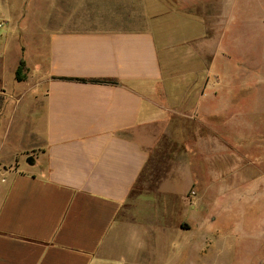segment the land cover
Listing matches in <instances>:
<instances>
[{
    "label": "crops",
    "instance_id": "1",
    "mask_svg": "<svg viewBox=\"0 0 264 264\" xmlns=\"http://www.w3.org/2000/svg\"><path fill=\"white\" fill-rule=\"evenodd\" d=\"M62 11L60 0H0V89L7 77L15 80L23 60L29 70L23 98L34 100L23 167L0 172V264H153L151 252L160 250L117 243L116 235L122 226L118 217L148 160L147 147L129 132L147 122L165 78L156 33L91 28L78 24L68 7ZM31 29L44 38V49L30 66L23 37ZM240 72L244 78L246 72ZM221 80L207 70L197 97L195 121L205 134L197 130L193 141L187 138L179 168L184 172L190 163L208 168L204 177L191 175L183 193L171 190L185 225L166 264H187L193 250L186 232L195 251L202 247L189 219L203 199L209 217L219 214L207 198L220 187L223 173L244 170L249 185L264 177V132L257 128L264 121L241 113L248 100L244 79L231 93ZM224 94L231 95L228 103ZM208 101L213 104L204 109ZM34 150L33 157L24 156ZM231 156L233 168L220 172V161Z\"/></svg>",
    "mask_w": 264,
    "mask_h": 264
},
{
    "label": "rangeland",
    "instance_id": "2",
    "mask_svg": "<svg viewBox=\"0 0 264 264\" xmlns=\"http://www.w3.org/2000/svg\"><path fill=\"white\" fill-rule=\"evenodd\" d=\"M60 1L61 13L68 7L78 24L150 28L156 33L165 78L157 86L156 104L150 108L147 122L129 132L147 147L148 160L118 217L122 226L116 241L160 250L159 255L152 251L146 257L150 255L153 264L169 263L171 258L164 260L174 258L175 246L182 239L179 229L185 225L179 199L170 195L171 190L183 193L189 177L201 178L208 168L200 163L186 165L184 172L179 168L187 138L193 137V141L197 130L205 134L195 119L207 70L221 77L222 87L229 93L244 79L248 100L242 103L241 113L246 116L250 111L252 118L264 121V0ZM23 47L31 66L44 49V38L31 29L23 37ZM240 71L246 72L244 78ZM25 74L27 80L26 66ZM5 84L0 89V172L23 167V145L33 133L32 95L23 98V81L7 77ZM222 99L228 103L231 95L224 94ZM212 104L208 101L204 109ZM257 128L264 132V126ZM36 153L27 151L24 156ZM234 160L231 156L220 161V172L233 168ZM185 161H189L187 154ZM223 174H219L220 187L207 198L219 214L209 217L203 199L198 213L188 218L193 220V231L199 233L196 239L202 240V247L195 251L191 233L184 234L189 250H193L187 264H264V177L249 185L244 170ZM163 252L167 253L165 258Z\"/></svg>",
    "mask_w": 264,
    "mask_h": 264
},
{
    "label": "trees",
    "instance_id": "3",
    "mask_svg": "<svg viewBox=\"0 0 264 264\" xmlns=\"http://www.w3.org/2000/svg\"><path fill=\"white\" fill-rule=\"evenodd\" d=\"M15 81L22 82L26 79L25 63L21 60L14 74ZM97 83H113L111 81H96Z\"/></svg>",
    "mask_w": 264,
    "mask_h": 264
}]
</instances>
